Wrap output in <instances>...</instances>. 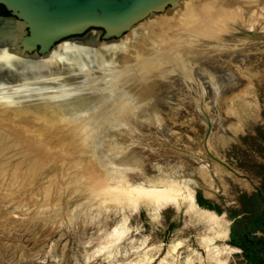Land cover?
<instances>
[{
  "label": "bare ground",
  "instance_id": "obj_1",
  "mask_svg": "<svg viewBox=\"0 0 264 264\" xmlns=\"http://www.w3.org/2000/svg\"><path fill=\"white\" fill-rule=\"evenodd\" d=\"M199 2L186 3L180 21L172 22L174 16L153 19L150 29L154 34L147 37L148 43L144 46L146 70L136 64L143 52V47L138 46L141 37L134 38L133 45H122L121 50L129 49L121 53L116 70L107 67L111 63L107 59L101 65L105 69L99 68L93 74L96 69L90 60L91 52H97L98 32H91L86 39L55 45L45 57L36 53L28 57L29 54L24 55L17 48L19 36L24 32L20 24L6 19L0 21V26L9 33L0 41V212L3 214L0 219L4 217L0 220V242L10 237L7 231L10 219L5 208L12 205L22 210L29 205L35 208L39 223L43 221L42 215L48 213L55 229L61 221L72 223L83 216L85 221H103L112 213L122 215L112 226L100 225L95 243L85 246L81 264H93L100 257L110 264H234L236 255L243 251L230 243L229 226L213 210L199 205L187 184L169 174L173 170L141 180L134 174L139 162L134 158L115 164L117 170L106 176L101 170L109 168L113 160L96 161L94 156L93 163L80 156L63 158L61 152L57 153L60 157H54L52 152L68 145L71 126L76 125L74 128L78 131H87L89 125L100 128L99 117L104 114L101 111L106 112L108 105L118 109L117 115L134 112L137 120L144 115L136 111L141 103H147L152 119L160 114L157 117L161 124H167L165 116L169 117L172 112L171 101L166 97L171 88L179 89V103H183L181 94L187 90H190V99L196 102L181 112L175 111L170 117L173 121L204 117L208 123L200 122L198 128L209 131L210 142L232 134L251 109L248 106L251 89H257L254 82L264 78V0ZM147 27L142 30L147 31ZM143 31L137 30L134 36L144 37ZM253 40L259 45L255 48L258 51L255 61L245 48ZM203 47L210 50L203 51ZM131 58L136 60L129 64ZM107 69L112 72L109 76L104 73ZM79 72L85 73L84 76ZM124 72L128 76L125 80L121 76ZM102 83L111 84V88L100 96L94 87L101 88ZM127 87L130 90L125 94ZM61 89L66 90L65 94L58 91ZM116 89L123 93L116 96ZM139 97L148 99L138 102ZM33 99L38 102L33 103ZM95 101L102 105L99 114ZM230 118H237L238 123H228ZM13 120L24 127L29 122L28 127L9 125ZM34 121L37 123L29 125ZM30 134L39 143V158H33L32 149L37 147L24 138ZM100 143L103 149L109 150L115 145L110 138L101 139ZM98 166L102 168L99 170ZM168 203L177 205L178 209L184 207L186 222L198 231V246L187 235H175L166 248L162 241L152 242L148 234L140 238L133 236L132 216L141 206H146L152 219L159 222ZM66 207L68 210L64 213ZM32 249L39 252L38 245L34 244ZM240 260L244 258L240 256Z\"/></svg>",
  "mask_w": 264,
  "mask_h": 264
},
{
  "label": "rangeland",
  "instance_id": "obj_2",
  "mask_svg": "<svg viewBox=\"0 0 264 264\" xmlns=\"http://www.w3.org/2000/svg\"><path fill=\"white\" fill-rule=\"evenodd\" d=\"M189 1L181 0L177 7H170L166 12L151 15L122 37L103 40V30L91 29L84 35H75L64 39L57 45L86 39L92 33L98 32L97 52H91L93 58L89 59L91 63L94 61L93 64L96 70L93 74H95L99 68L101 70L105 69L101 65L105 64L104 60L106 62L107 59L111 61L107 67L116 70L117 64L122 59L121 53H125L129 49L123 48L121 50L122 45H133L134 38L138 40L141 37L140 45L138 44V46L143 47L141 49L143 52H140L142 54H139L136 64L139 66L143 65V69L146 70L147 64L143 62L145 60L144 54L147 51L146 49L144 50V46L148 43L146 39L154 34L153 29H150L151 24L154 25L153 19L162 20L163 18L167 19L174 16L172 22L174 20L180 21L187 8L186 3ZM192 1L195 5V3H200L199 1L201 0ZM248 1L251 2L252 0ZM2 16L6 15L3 14ZM145 26H148L147 31H145ZM144 28L145 30L143 31L142 29ZM137 30L145 32L144 34L146 35L144 37L142 35L138 38L135 37ZM4 37V35H0V41ZM252 42L249 44L250 46L246 45L245 48L250 50L249 55L255 61L258 58L256 57L258 51L255 48H259V45L254 40ZM202 50L209 51L210 49L203 47ZM104 53H106L105 56L103 55ZM32 56L29 55L28 57ZM40 57H45V55ZM133 60L136 59L131 58L128 63L132 64ZM63 61L60 60L61 63ZM107 70L104 73L109 76L112 72H110L111 69ZM79 74L84 76L85 73L79 72ZM121 76L125 80L126 73L124 72ZM121 81H118V83ZM254 83L257 89H251L253 94L251 93L252 98L249 96L251 102L248 103L251 109H249L246 116L244 115L241 118L242 122L239 123L240 125L237 124V118H230L227 121L228 123L232 121L231 123L237 124V126L233 128V132L229 137H223L220 141L215 139L214 142H210L209 131L205 128L199 130L198 124L200 122L202 124L203 122L205 124L208 123L204 117L205 121L203 119H192L191 117H187L189 120L178 118L175 121H173V117L170 118L175 111L181 112L182 108L192 107L196 103L190 99V90L182 92L183 103H179V89L171 88L166 97L169 102L171 101L172 112L169 117L165 116L168 121L167 124H161L160 118L157 117L160 114H157L154 120L152 119L151 113H149V104L147 103H141L142 105L136 112L144 116L141 115L143 118L136 120L135 118L138 115L134 112L130 114L129 111H124V114H115L118 109L113 107V105H108L105 109L106 112L104 110L101 111L100 106L102 105L97 104L95 101L98 106L96 108L98 109L96 110L98 114L100 111L104 113L99 117L102 122L101 127L96 129L89 125L86 127L87 131H78V129L74 128L76 125L71 126V132L68 136L69 142L66 141L68 145L52 151L54 152L53 156L55 157L58 152H61L64 153L61 155H64L63 158L70 159L74 156H80L93 161V163L99 159L102 161L113 160L111 162L113 164L109 168L101 167V171L106 176L117 170L119 162L131 161L134 158L135 160L139 159L137 166H135L136 168H134L136 170L134 174L141 180L145 179L144 177L146 176H161L173 170L169 174L175 176L181 182L183 181L182 183L187 184L197 203L213 210L229 226L230 243L241 247L243 251L242 254L236 255L234 264H264V78H260ZM99 86L101 88L96 86L94 91L96 89L100 96L111 88V84L108 83H102ZM214 86L217 85L215 84ZM116 90V96L118 94L120 96L123 93L119 89ZM128 90L130 88L127 87L125 94L129 93ZM58 91L61 94L62 92L65 94L66 90L61 89V91ZM32 96L36 95L32 94ZM139 98L138 102L144 100L146 102L148 99L147 97L144 99L142 97ZM32 101L33 103L38 102L36 99ZM87 101L89 100L87 99L85 102ZM114 108L117 110L115 111ZM147 116H150V118H147ZM85 118L86 115L82 119L84 120ZM50 120L53 119L50 118ZM9 123L11 126L18 125V128L26 129L29 122L25 123L26 125L23 124L26 127L21 126L16 120ZM35 123L37 122L34 121L29 125H34ZM96 123L98 124V122ZM26 136L24 135L25 140L37 147L32 149L34 151L33 158H39V143L36 144L34 136L31 134ZM105 138L115 141V145L110 150L103 149L104 146L100 143V140ZM212 143L215 144L211 146L210 144ZM50 156L52 155L50 154ZM94 156L97 157H95V160ZM56 157L60 156L57 155ZM159 165L162 167L158 168ZM66 183L67 181H65V185H67ZM79 198L80 195L75 196L74 200ZM5 209L8 212L7 218L10 219V222L7 223L9 226L7 231L10 237L9 240L4 237L3 242H0V264H81L85 257V246L89 243L91 245L95 243L100 225L109 224L112 226L122 217L121 214L112 213L107 215L106 220H103V222L95 219L85 221L83 216L72 223L67 222V220L65 222L61 221L60 226L55 229V227H52L48 213L42 215L43 221L39 223V219H36L35 208L29 207V205L23 207L22 210L15 209L12 205ZM67 210L68 208L66 207L64 213ZM184 210L183 206L178 209L177 205L168 203L162 210L161 220L156 222L149 214L148 208L141 206L132 216L133 236L140 238L143 234H148L152 242L162 241L166 248L175 235H187L189 241L198 246V231L186 222L187 218ZM0 215L3 216L1 212ZM3 218L1 217L0 220L3 221ZM47 221H49L48 224H44ZM89 238L91 240L87 243ZM34 244L39 246V252L37 250L34 252V249H32ZM127 244L128 242L123 243L122 248ZM240 256L244 260H240ZM93 264L110 263L100 257L93 261Z\"/></svg>",
  "mask_w": 264,
  "mask_h": 264
},
{
  "label": "water",
  "instance_id": "obj_3",
  "mask_svg": "<svg viewBox=\"0 0 264 264\" xmlns=\"http://www.w3.org/2000/svg\"><path fill=\"white\" fill-rule=\"evenodd\" d=\"M179 0H0V21L18 22L23 34L17 48L24 55L48 53L64 39L91 29L102 39L119 38L152 14L165 12ZM4 7L10 15L2 16ZM0 26V35H8Z\"/></svg>",
  "mask_w": 264,
  "mask_h": 264
},
{
  "label": "trees",
  "instance_id": "obj_4",
  "mask_svg": "<svg viewBox=\"0 0 264 264\" xmlns=\"http://www.w3.org/2000/svg\"><path fill=\"white\" fill-rule=\"evenodd\" d=\"M1 14L10 15V12H8L4 7H2Z\"/></svg>",
  "mask_w": 264,
  "mask_h": 264
}]
</instances>
